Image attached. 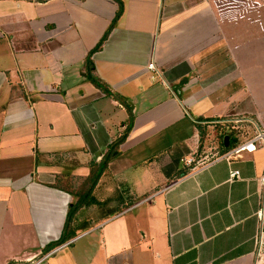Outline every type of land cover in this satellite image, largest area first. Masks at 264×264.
Listing matches in <instances>:
<instances>
[{
  "label": "crops",
  "instance_id": "0c3cea01",
  "mask_svg": "<svg viewBox=\"0 0 264 264\" xmlns=\"http://www.w3.org/2000/svg\"><path fill=\"white\" fill-rule=\"evenodd\" d=\"M120 1L0 0V264H264V0Z\"/></svg>",
  "mask_w": 264,
  "mask_h": 264
},
{
  "label": "trees",
  "instance_id": "16d2710c",
  "mask_svg": "<svg viewBox=\"0 0 264 264\" xmlns=\"http://www.w3.org/2000/svg\"><path fill=\"white\" fill-rule=\"evenodd\" d=\"M117 5V11L115 14V17L113 19V21L111 22V24L109 25V27L107 28V30L104 32L102 38L100 39V41L98 42V44L91 50L88 52L85 61H84V68L85 71L87 73V77L90 80V82L98 89L102 90L104 92V94L106 95H111V92L108 91V89L96 78L92 75L93 70H94V65H93V61H92V55L98 51H100L102 49V46L104 44V42L106 41V39L108 38L110 32L112 31V29L116 26L118 19L120 18V16L122 15L123 12V4L120 0H114ZM115 98H117V100L119 101H123V99L121 97H119L118 95L114 94L113 95ZM133 126V116H129L127 123H126V128L123 131L122 135L117 139V141L114 143V149L118 147V145H120L121 143H123L126 139V137L128 136L130 130L132 129ZM226 129H230V128H224V130L222 131L223 133L221 134V136H219V142H220V146L223 148V138L224 136H229L230 142H231V133L226 132ZM235 132V131H233ZM237 136L234 139V144H230L229 148H232L238 144L241 143V136L242 134L245 136L247 135V133L245 131H241V130H237L235 132ZM252 135V134H251ZM228 149H222V152L220 155H223L224 153L227 152ZM101 167L99 168V170L94 169L93 171H91L90 176L88 177V180L85 181L84 185H83V190H81V194L82 196H79L78 201L71 206V208L68 211L67 214V218H66V223L64 226V231L62 233V236L60 237L59 240H57L56 242L50 244L46 250H45V254L49 253L50 251L54 250L55 248H58L59 246L63 245L66 241L67 238H72L73 236H71L70 233L67 232L68 228H69V223L71 222L73 216L76 214V212L86 203L87 201V195L91 192L92 188L94 187V185L96 184L99 176H100V172H101Z\"/></svg>",
  "mask_w": 264,
  "mask_h": 264
},
{
  "label": "built area",
  "instance_id": "2783aa9c",
  "mask_svg": "<svg viewBox=\"0 0 264 264\" xmlns=\"http://www.w3.org/2000/svg\"><path fill=\"white\" fill-rule=\"evenodd\" d=\"M148 67L150 69H153V64L148 65ZM242 122H247V121L239 120V121H235L234 123L237 124V123H242ZM259 147L264 148V129H255L254 132L252 133V135L248 139H246L242 143H240V144H238L232 148H229L226 153L221 155V158L229 161L232 158L239 157L244 152L245 153H254L257 151V149ZM189 164H190V162H189ZM237 176H238V172L234 171L231 173L230 178L233 179V178H236ZM258 217L260 219V230H261L260 232L262 234L263 224H264V222H263L264 221L263 220V217H264L263 209H261L258 212ZM75 240L76 239L68 240L63 245L67 246V245L73 243Z\"/></svg>",
  "mask_w": 264,
  "mask_h": 264
},
{
  "label": "rangeland",
  "instance_id": "374dc122",
  "mask_svg": "<svg viewBox=\"0 0 264 264\" xmlns=\"http://www.w3.org/2000/svg\"><path fill=\"white\" fill-rule=\"evenodd\" d=\"M226 132L231 133V144H234V139L237 137L235 135H237L235 132L231 131V129H226ZM211 143V142H209ZM208 147L210 148V144L208 145ZM212 158V156L208 153L206 154L205 158L203 159L202 157H198V159H196L194 162H191V167L193 168L194 166L202 163L205 161V159H210Z\"/></svg>",
  "mask_w": 264,
  "mask_h": 264
},
{
  "label": "water",
  "instance_id": "95a60500",
  "mask_svg": "<svg viewBox=\"0 0 264 264\" xmlns=\"http://www.w3.org/2000/svg\"><path fill=\"white\" fill-rule=\"evenodd\" d=\"M229 147H230L229 136H224V138H223V148L224 149H229Z\"/></svg>",
  "mask_w": 264,
  "mask_h": 264
}]
</instances>
